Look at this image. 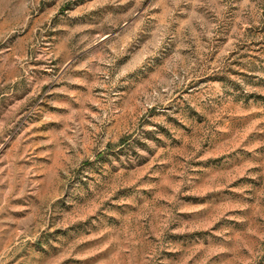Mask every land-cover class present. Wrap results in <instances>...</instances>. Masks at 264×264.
<instances>
[{"label": "rangeland", "instance_id": "1", "mask_svg": "<svg viewBox=\"0 0 264 264\" xmlns=\"http://www.w3.org/2000/svg\"><path fill=\"white\" fill-rule=\"evenodd\" d=\"M0 264H264V0H0Z\"/></svg>", "mask_w": 264, "mask_h": 264}]
</instances>
